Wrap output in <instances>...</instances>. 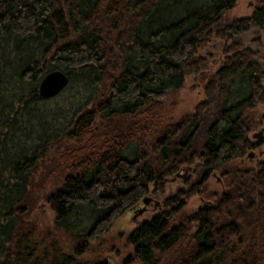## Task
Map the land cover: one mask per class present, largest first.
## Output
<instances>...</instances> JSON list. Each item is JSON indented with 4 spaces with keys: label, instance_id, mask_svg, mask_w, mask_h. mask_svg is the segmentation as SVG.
<instances>
[{
    "label": "trees",
    "instance_id": "1",
    "mask_svg": "<svg viewBox=\"0 0 264 264\" xmlns=\"http://www.w3.org/2000/svg\"><path fill=\"white\" fill-rule=\"evenodd\" d=\"M234 2L0 0V264H264V159L233 161L261 140L248 133L264 124V45L241 34L264 26V0L224 19ZM52 68L68 81L39 98ZM192 71L204 97L175 117L165 99ZM37 179L51 227L28 217ZM192 193L211 202L185 212ZM145 194L159 211L125 234L120 262L85 258Z\"/></svg>",
    "mask_w": 264,
    "mask_h": 264
},
{
    "label": "rangeland",
    "instance_id": "2",
    "mask_svg": "<svg viewBox=\"0 0 264 264\" xmlns=\"http://www.w3.org/2000/svg\"><path fill=\"white\" fill-rule=\"evenodd\" d=\"M259 0H235L232 7L225 10L223 12L222 17L224 19L230 20L231 18L243 16L249 14L255 3H257ZM260 32V38L254 37L258 31L253 30V26H251L249 29L245 30L244 33L241 34V39L244 43L249 44L251 47H259L264 45V26L259 27ZM212 52L213 56H211L212 60V67L216 64L217 60L215 57H217L218 53V46H216V43L213 42L212 44ZM264 82V78H263ZM202 83L203 80L201 77L196 74L195 72H188L184 76V82L183 86L174 94H169L165 99L166 107H169L171 109V113L177 117L182 112L186 110H192L193 106L204 97V91L202 89ZM257 107L261 109L264 107L263 103H258ZM261 125H255L250 131L249 136L253 140L261 139V138H255L251 135V132L258 129ZM264 137V136H263ZM262 137V138H263ZM260 143L256 147H251L255 153L249 158L248 155H246V152L250 149L247 148L245 153L243 154V157L234 159L236 160H243L245 163L250 165H255L259 162V160L264 159V138L259 141ZM198 162L197 159H195L191 164V169L187 170L185 176H181L180 174H174L170 175L168 179V188L169 191L173 192L177 188L180 187H186V183L184 182V178L194 177L196 174L195 169L197 168L196 163ZM232 162V161H230ZM183 168L179 169L180 173L183 172ZM38 182V179L33 182L31 186V193L30 196H35L37 198H40L42 195V187H38L39 185H36ZM49 182H46L45 185H47ZM222 179L221 175L213 170L211 172V175H209L207 181H206V189L210 193H218L221 191L223 185H222ZM38 187V188H37ZM157 198V197H156ZM159 199V198H158ZM211 202V198L209 197H203L199 193H192L184 198V203L182 205V209L185 212H191L195 210L198 206L205 205ZM162 209V206L160 207ZM29 212V218L34 219L36 223L41 228L51 227L52 221H53V211L49 207L48 203L44 201L42 198L39 200H36L32 208ZM159 211V209H155L152 201L147 204L146 209H144L142 212L137 213L135 217H132L131 212H124L121 214L113 223V225L110 227V229L105 232L102 236H99L95 238L94 240L90 241V248L83 253L85 258L92 259L95 255H98L100 253H105V255H109V258L116 262H120L121 257L131 249V245L125 241V234L129 232L138 222H141L143 220H149L154 213ZM115 246L112 250L110 249V246Z\"/></svg>",
    "mask_w": 264,
    "mask_h": 264
},
{
    "label": "water",
    "instance_id": "3",
    "mask_svg": "<svg viewBox=\"0 0 264 264\" xmlns=\"http://www.w3.org/2000/svg\"><path fill=\"white\" fill-rule=\"evenodd\" d=\"M253 30H257L258 33L254 36L256 38H260V32L258 26H253ZM68 81V75L65 71L59 68H52L47 70L38 80L36 84V93L39 98H47L54 94H56ZM251 135L255 138H262L264 136V125H261L258 129L251 132ZM255 153V151L250 148L246 155L251 158V156ZM183 172L176 171V174H180L181 176H185L187 170L191 169V164H187L183 166ZM152 201L154 206L159 205V199L145 194L142 197V203L137 209L133 212L132 217H135L137 213L142 212L146 209L147 204Z\"/></svg>",
    "mask_w": 264,
    "mask_h": 264
},
{
    "label": "flooded vegetation",
    "instance_id": "4",
    "mask_svg": "<svg viewBox=\"0 0 264 264\" xmlns=\"http://www.w3.org/2000/svg\"><path fill=\"white\" fill-rule=\"evenodd\" d=\"M263 138H264V137H263ZM263 138H261V139H263ZM150 202H151V201H150ZM150 202H149V203H150Z\"/></svg>",
    "mask_w": 264,
    "mask_h": 264
}]
</instances>
